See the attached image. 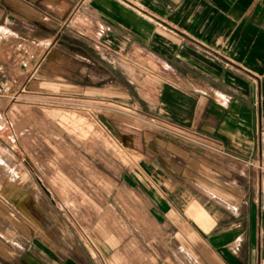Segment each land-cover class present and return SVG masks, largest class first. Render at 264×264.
Segmentation results:
<instances>
[{
  "label": "crops",
  "instance_id": "obj_1",
  "mask_svg": "<svg viewBox=\"0 0 264 264\" xmlns=\"http://www.w3.org/2000/svg\"><path fill=\"white\" fill-rule=\"evenodd\" d=\"M0 68L132 157L0 132V264H264V0H0Z\"/></svg>",
  "mask_w": 264,
  "mask_h": 264
},
{
  "label": "rangeland",
  "instance_id": "obj_2",
  "mask_svg": "<svg viewBox=\"0 0 264 264\" xmlns=\"http://www.w3.org/2000/svg\"><path fill=\"white\" fill-rule=\"evenodd\" d=\"M14 75L15 82L9 83L6 92L0 97V132L3 133L5 131V133L1 135L3 139L12 136L16 141L29 143V147L31 148L30 153L37 154V150H34V148L38 142H57L52 128L58 127V129L64 132V134H61L63 138H65V136L72 137L73 139H78L77 141H89L90 139L91 142L94 143L93 146L96 145L98 147L99 154H101L104 147V153L109 154L112 158H132L130 153L124 149L116 139L108 137L106 132L101 135L91 132L86 133L85 127L89 129V126H87L85 122L88 121V119L82 116H90L95 119L94 121H97L91 113L101 111L98 105L77 102L69 98H44L38 95L21 93L20 86L26 76L21 73ZM14 98L17 99L14 100ZM17 100L18 102L14 103V101ZM115 109L117 112H122L133 124H144V121L131 111H124L118 108ZM1 128L5 130H1ZM10 128L15 129L19 135L16 136L15 134H11V132H9ZM26 128H30V133L21 134ZM43 132H45V134ZM65 140L67 139L65 138ZM0 141L2 140L0 139ZM46 152L48 153L49 151ZM88 152L92 153V150H88Z\"/></svg>",
  "mask_w": 264,
  "mask_h": 264
},
{
  "label": "built area",
  "instance_id": "obj_3",
  "mask_svg": "<svg viewBox=\"0 0 264 264\" xmlns=\"http://www.w3.org/2000/svg\"><path fill=\"white\" fill-rule=\"evenodd\" d=\"M43 56V54L36 51L32 41L20 39L15 44L12 63L9 67H17L27 73V78H31L41 65ZM9 83L11 82L5 81L0 84V97L6 92Z\"/></svg>",
  "mask_w": 264,
  "mask_h": 264
},
{
  "label": "bare ground",
  "instance_id": "obj_4",
  "mask_svg": "<svg viewBox=\"0 0 264 264\" xmlns=\"http://www.w3.org/2000/svg\"><path fill=\"white\" fill-rule=\"evenodd\" d=\"M18 98V97H17ZM16 102H18V100L17 101H14V103H16Z\"/></svg>",
  "mask_w": 264,
  "mask_h": 264
}]
</instances>
